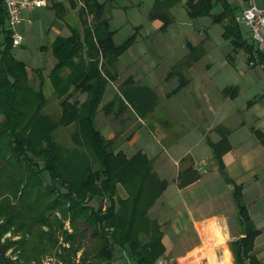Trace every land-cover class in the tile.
Returning <instances> with one entry per match:
<instances>
[{"label": "trees", "instance_id": "trees-1", "mask_svg": "<svg viewBox=\"0 0 264 264\" xmlns=\"http://www.w3.org/2000/svg\"><path fill=\"white\" fill-rule=\"evenodd\" d=\"M167 1L155 2L149 12V19L161 20L162 30L171 23L165 7ZM216 1L221 3L222 12L213 20L223 23V37L250 57L253 52L262 56L242 38L227 2ZM212 7L213 0L185 3L192 19L209 15ZM78 20V30L66 37L57 36L49 46L55 64L47 78L61 106L58 122H52L42 112L46 100L42 70L32 69L29 76L27 65L13 56L11 31L0 0V237L11 227L14 233H24L12 245L25 248L21 252L15 248L19 256H26L25 261L32 259L31 253H24L26 249L39 261L34 252L36 246L48 244L56 249L60 264H112L115 248L124 250L135 264H154L164 248L161 226L148 216V211L165 190L167 180L158 176L152 159L141 151L129 158L121 150L116 151L115 140L105 139L94 124L105 89L117 78L118 58L133 45L136 32L116 44V31L111 28L106 4L96 0H83ZM132 82L131 77L122 82L123 93L129 96L130 106L139 117H143L155 105V95L144 87L133 88L131 93L128 87ZM183 85L181 81L170 94L177 93ZM76 93L85 94L82 102L72 100ZM115 102L109 101L102 107L104 114L111 113ZM59 124L73 126L72 137L84 138L85 143L88 140L90 156L76 151L71 161L65 155L66 150L55 141ZM210 147L222 170V156L228 150L226 136L210 143ZM65 160L72 162L71 168ZM179 180V185L188 181L187 177ZM119 186L124 197L118 194ZM233 196L239 200L238 186H234ZM97 199L99 205L93 208L90 203ZM103 202L107 203L104 211ZM240 214L248 220L243 207ZM65 220L70 224V232L64 229ZM81 224L84 230H91L96 243L91 260L85 251L75 260L82 249ZM255 235L252 229L244 238L231 243L235 264H259L252 254ZM8 247L9 243L0 245V262Z\"/></svg>", "mask_w": 264, "mask_h": 264}, {"label": "crops", "instance_id": "crops-1", "mask_svg": "<svg viewBox=\"0 0 264 264\" xmlns=\"http://www.w3.org/2000/svg\"><path fill=\"white\" fill-rule=\"evenodd\" d=\"M96 1L108 4L110 7L113 3L112 0ZM142 1L138 0L135 3L136 6ZM157 1L165 0H149L150 7L152 8ZM187 1H167L165 7H168L167 11L171 22L174 20L170 14L173 7L180 6L188 16L185 8ZM225 1L231 11L237 10L238 14L231 12L234 19L252 2L257 6H264V0H232L233 6L228 0ZM82 3L83 0H49L46 7L22 12V20L25 19L32 23L31 14L35 11L42 9L52 11L49 15L41 12L42 16L53 17V21L45 24V32L52 35L50 37L47 35V43L40 46V51L45 53V59L41 62V66L37 65L38 67L34 68L27 66L28 72L31 69L42 70L43 88L46 87L47 81L49 82L45 70H50L55 64L49 46L57 36L66 37L74 30L79 29L78 11ZM149 12L147 13L148 16ZM107 14L110 18L111 27L112 23L115 26L121 22L118 20L119 14L114 15L115 12L112 14L110 9ZM210 14H212V18L217 16L212 12ZM190 19L186 22L182 21L185 23L184 26L191 25ZM124 23L135 24L127 19ZM161 25L160 19L150 20V26L153 29L159 30ZM139 26L141 25H137L136 28ZM248 31L250 32L249 29ZM194 39V41L184 43L182 49L179 50L181 51L186 47L190 64L195 69L204 57L210 56L212 52L210 53L204 45L205 37L201 40ZM236 49L237 51L233 50L227 58L230 57L233 60L238 51H241L243 53L241 55L247 58L246 65L250 73H241L243 78H246L245 74H249L247 82L243 85L248 90L245 100L238 99L241 92L238 84L217 85L213 82V77L207 72L196 73L190 69H186L181 74L182 78H179L184 80V86L175 94H166L167 97L162 104H156V97L159 95H157L152 82L146 83L147 86L139 85L153 91L155 105L144 118L138 117L134 122L155 130L158 138L165 142L164 160L167 161L168 159L170 165L173 164L175 167L171 174L174 177L170 181L176 184L177 190L171 191L165 198L166 186L159 199L148 211V216L152 215L153 217L150 218L155 219L161 226V243L164 248L162 256L168 257L174 264H217V257L221 258L225 264H235L231 243L244 238L252 229L256 231L252 254L259 264H264V49L257 48L262 56L253 52L251 57L243 49ZM253 49L256 48L253 46ZM138 53L139 58L136 57L134 51L130 53V58L133 61L130 65L136 62H144L143 56L140 52ZM152 54L154 58L158 57L157 53L153 52ZM216 54L225 60L227 52L219 50V53L215 52V57ZM172 55H175L176 58L178 53ZM186 58L187 54H183L176 59L187 61ZM259 58L262 59L259 60ZM118 63L120 62L117 61L115 67L117 77L125 72L127 68L125 66H129L125 62L119 65ZM127 78L128 76L122 81ZM134 80L133 83H135ZM135 85L137 84L135 83ZM120 86V89L125 88ZM107 91L108 88L105 89L103 98L106 97V100L101 108L109 101H116L113 114H116L117 117H115L114 123L126 119L129 113L135 114L128 102L124 101L123 105L116 100V95L121 96L118 91L109 97L106 96ZM147 100H149L150 106V98L148 97ZM125 105L127 106L125 107ZM132 117L134 118V116ZM132 124L127 128H131ZM175 127H178L180 131L176 132ZM107 136L108 139H112L114 133L108 130ZM223 136L227 138L228 150L222 156L223 169L221 170L210 143H216ZM146 141L147 139H142L139 129L130 140L121 143L119 150L125 153V148L132 146L136 149L130 154L131 156L137 151H141L151 158L158 156L159 152L152 156L148 155L150 146L149 142ZM156 166L160 167L159 165ZM196 167L199 168L196 169ZM164 168L163 173L165 172ZM156 173L160 176L159 171L156 170ZM184 177H187L188 181L179 185V178ZM234 186L239 187L238 201L233 196ZM180 192L186 193L183 203L180 205L172 203L175 194ZM119 195L124 197L125 194ZM161 197L165 201L160 202ZM240 207H243L244 216L248 220L243 219L240 214ZM132 263L131 261L130 264ZM244 264H248V261H245Z\"/></svg>", "mask_w": 264, "mask_h": 264}, {"label": "rangeland", "instance_id": "rangeland-1", "mask_svg": "<svg viewBox=\"0 0 264 264\" xmlns=\"http://www.w3.org/2000/svg\"><path fill=\"white\" fill-rule=\"evenodd\" d=\"M113 3L110 5H106V14L110 9V12H115L114 15L119 14V19L121 22L117 25L112 23L113 30L115 29V35H114V42L116 44L122 43L125 39H127L131 34L136 32V38L133 43V45L127 49L118 59V65L122 64L123 62L128 63L129 66L125 69V72L122 74H119V77L116 78L115 81L110 82L107 85L108 91L106 96H113V93L115 91H118L120 95H118V102L121 104H124V101L128 102L129 105H132L129 102V96H125V93H123V88L120 89V85L122 84V80L124 78L131 77L133 78L135 83L129 84L130 87H128L129 91L131 92V89L140 87L139 85L147 86L149 82H152L155 87V91L158 97H156V104H162L164 103L166 99V94L169 95L170 92H173L172 90L179 85L181 81L179 78H182V73L185 72L186 69H190L192 72L196 73H205L207 72L209 75L213 77V82L217 85H233L238 84L240 86L241 92L239 93L238 99L245 100V98L248 95V90L243 87L244 83L247 82L249 74H245L246 78H243V75L241 73H250L249 69L246 65V57H244L241 51L236 52L235 58L233 60L227 56L229 53L233 52V50L237 51V49L232 45L230 40L225 39L223 37V26L222 23H217L213 20L210 15L201 16L200 18L197 17V19L191 20L187 15L183 8L179 7H173L170 11L171 16L174 17V20L168 24V26L162 30V29H153L150 26V20L147 13L151 9V3H149V0H143L140 2L137 6L135 3L138 2V0H112ZM231 5H234V2L232 0H228ZM179 5V4H178ZM177 5V6H178ZM118 8V9H117ZM126 8V9H125ZM176 8V10H175ZM132 9L131 11H129ZM174 9V11H173ZM39 10V9H38ZM43 10V11H42ZM40 11H35V13L31 14V17L33 18V22L30 23L29 21L23 19L22 22L17 26L16 31L21 34L23 38V42L20 46L13 47L12 48V54L17 59L23 61L29 68L32 67H38L37 65L41 66V62L45 59V53L40 51V46L47 43V35L50 37L52 34L45 32V24L48 22L53 21L52 16H42L41 12L46 13L47 15L50 14V11L47 9H42ZM221 11V4L219 1L214 0L213 1V8L212 13L215 15L220 14ZM237 13V10H233L232 14ZM108 15V14H107ZM240 15V14H239ZM237 15V16H239ZM211 17V18H210ZM130 20L131 22L135 23L133 25H130L129 23H124V21ZM190 19V26H184L185 23L182 21H187ZM183 23V24H182ZM137 25H141L138 28H136ZM187 27V28H186ZM195 29V30H194ZM241 36L244 40H246L248 43L253 44L254 48H260L264 49V44H254L255 42L252 41V36L250 32L248 31V28L244 24L239 25ZM197 30V31H196ZM199 32V33H198ZM206 38L205 41V47L209 49L211 55L204 59L199 63V65L194 69L193 66L190 64V59L188 58L187 49H182L181 47L186 42L194 41V38H198L199 40ZM142 46L140 49L139 47ZM202 47V46H201ZM136 53V57L139 58V53H141V56H143V61L141 63L136 62L133 65L132 59L130 58V53L132 51ZM219 50L227 52L225 60L222 59L220 56L215 57V52L219 53ZM180 51V52H179ZM153 52L157 53V58H154ZM174 53H178L176 58H180V55H186L187 54V61L182 59H176L175 55H172ZM214 53V54H213ZM222 54V53H221ZM253 56V53H252ZM219 57V58H217ZM222 60V61H220ZM191 65V66H190ZM123 66V65H121ZM46 68V67H44ZM120 68V67H118ZM259 68V67H257ZM48 69V68H47ZM32 70V69H31ZM29 70V76L32 75V71ZM49 70V69H48ZM48 70H45V74L47 75ZM259 70V69H257ZM117 73V71H116ZM118 75V74H117ZM184 77V76H183ZM137 78H139L137 80ZM35 79V78H34ZM36 80V79H35ZM122 81V82H121ZM121 82V83H120ZM33 83V82H32ZM50 81H47L46 87L43 88V91L46 94V100L42 108L43 114H45L49 119L52 120V122H58V119L61 116V106L59 105V101L57 97L55 96V93H53L51 84L49 85ZM120 83V85H119ZM184 86V85H183ZM182 86V87H183ZM106 88V89H107ZM120 89V90H119ZM180 91V90H179ZM117 93V92H116ZM132 93V92H131ZM109 94V95H108ZM123 97V98H122ZM85 98V94L76 93L73 99H78L79 102H82ZM134 103H137L135 98L131 97ZM106 97H104L101 100L99 109L96 113L94 124L95 127L100 131L102 136L105 139H108L107 132L108 130H111L112 133H114V136L112 139L115 140V148L116 151L119 150L121 143L126 142L132 138L134 133L139 131L142 136V139H147L146 142H149L150 151L148 155L152 156L154 153H158V156H155L154 158L148 157L152 159L153 169L156 172L159 171L160 178H164L167 180V188L165 192V198H167V194H169L171 191L177 190L176 184L171 180L174 176L171 175L172 172H174L175 167L170 165V163L164 160L165 157V142L162 141L160 138H158L157 133L154 129H149L146 126H141L137 122L135 123L139 115L136 113V111L132 108V110L135 112L134 115L132 113H129L126 119H123L119 123H114L115 114H113V108L109 115L104 114L103 109L101 106L105 103ZM114 101V100H113ZM122 115V114H121ZM134 116V118L132 117ZM146 115H144L142 118H144ZM139 117V118H140ZM134 123V124H132ZM133 125L131 128H127V126ZM177 130L176 132H179L180 129L178 127H175ZM55 141L59 143L65 150L67 157L72 161V156L76 151H79L80 153L85 154L86 156H90L91 153V147L90 144L86 141L84 142V138L81 137H72V134L74 132L73 126H67V127H61L59 126L55 128ZM162 130V129H161ZM170 130V128H169ZM110 132V131H109ZM134 149L136 147L132 148V146L125 148V154L129 158L133 153ZM154 151V152H153ZM71 153V154H70ZM129 153V154H128ZM144 154V153H143ZM147 156V155H146ZM168 158V157H166ZM70 160H65V165L69 168L72 167V162ZM159 161V162H158ZM159 165L160 167L156 166ZM166 166V168H164ZM163 168L165 169L164 173ZM49 182V181H48ZM118 194H125L123 188L120 186L118 187ZM176 196L173 197L172 203L174 204H182L184 201V197L186 196L185 192H180L175 194ZM165 201L163 197L159 200ZM158 201V202H159ZM90 205L93 208H97L99 205V200H93L91 201ZM105 205L107 203H102V210L104 211ZM55 215L60 218L58 212L56 211ZM150 217H153L150 215ZM79 223V222H78ZM64 229L67 231H71L70 224L68 220H65L63 223ZM9 231L4 233L0 237V245L4 246L9 243V246L2 255V259L0 264H60V261L57 260V257L55 255L56 249L52 248L51 245L48 244L39 247L36 246V251H34L39 261L35 260L34 253L29 252L27 249L24 252L25 254L31 253V260L25 261L26 256H19V251L16 249L21 250L25 248H16L12 245V243L20 241L24 233H14V228L11 227ZM46 230V227H43ZM80 229V241L82 244V249L79 250L76 254L75 260L78 259L82 251L87 252V256L90 258L92 257V248L95 246V241L91 237V230H84V226L81 224L79 226ZM83 231V232H82ZM59 242H61V237L59 238ZM16 248V249H15ZM24 254V255H25ZM131 260L128 258L127 254L124 250L120 248H115L114 251V258L112 261V264H130ZM132 264H135L134 262ZM174 264V263H173Z\"/></svg>", "mask_w": 264, "mask_h": 264}, {"label": "built area", "instance_id": "built-area-1", "mask_svg": "<svg viewBox=\"0 0 264 264\" xmlns=\"http://www.w3.org/2000/svg\"><path fill=\"white\" fill-rule=\"evenodd\" d=\"M49 0H2L6 20L9 30L11 31L12 47L22 44L23 38L16 31L17 26L22 21V12L34 11L47 6ZM235 21L244 24L251 33L252 41L257 44H264V6H257L254 2L243 10ZM199 165V164H197ZM199 167H196L198 169ZM217 264H225L221 258L217 257ZM154 264H173L166 256H160Z\"/></svg>", "mask_w": 264, "mask_h": 264}]
</instances>
